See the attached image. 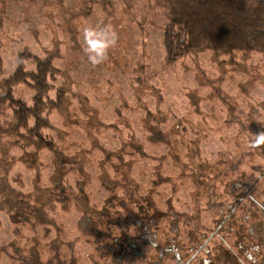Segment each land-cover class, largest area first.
Returning <instances> with one entry per match:
<instances>
[{"label": "rangeland", "instance_id": "1", "mask_svg": "<svg viewBox=\"0 0 264 264\" xmlns=\"http://www.w3.org/2000/svg\"><path fill=\"white\" fill-rule=\"evenodd\" d=\"M167 15L150 0H0V82L25 52L53 60L52 100L67 92L44 114L58 156L32 138L34 121L16 135L13 111L0 112V264H223L219 251L240 255L228 224L263 221L252 203L264 202V145H251L264 54L169 65ZM101 25L118 41L93 67L83 29ZM14 94L33 106L28 85Z\"/></svg>", "mask_w": 264, "mask_h": 264}, {"label": "trees", "instance_id": "2", "mask_svg": "<svg viewBox=\"0 0 264 264\" xmlns=\"http://www.w3.org/2000/svg\"><path fill=\"white\" fill-rule=\"evenodd\" d=\"M168 12V24L164 30V48L166 61L174 65L181 59L194 53L211 50L215 57H235L237 53L251 55L264 54V0H150ZM33 60L35 70L28 72L25 62ZM18 67L7 80L0 82V112L12 110L15 117V127L12 131L19 135L20 130L28 129L31 121L34 126L29 133L35 142L58 156L55 144L48 140L43 131L50 127L49 119L44 117L46 111H61L66 102V90L59 88L57 98L52 100L49 93L54 90L58 70L51 58L43 60L31 54L21 53L17 59ZM3 69V59L0 55V72ZM26 84L35 91L33 106H28L23 100L15 97V87ZM3 133H6L4 131ZM38 193L40 189H37ZM20 208L30 209L26 200L20 196ZM252 206L263 217L249 226L248 230L243 224L237 230L235 224L229 223V233L239 238L236 249L219 251L218 258L223 264L235 262L243 258L247 262L255 263L252 254H260V261L264 264V202L253 201ZM233 210H236L235 207ZM29 213V212H27ZM234 219V218H233ZM248 215L244 223L251 222ZM235 221V220H233ZM224 249V248H223ZM231 260V261H229ZM238 261V263H237Z\"/></svg>", "mask_w": 264, "mask_h": 264}, {"label": "clouds", "instance_id": "3", "mask_svg": "<svg viewBox=\"0 0 264 264\" xmlns=\"http://www.w3.org/2000/svg\"><path fill=\"white\" fill-rule=\"evenodd\" d=\"M83 36L87 45L84 51L88 62L93 67L107 59L108 50L114 47L118 41V34L111 25H101L99 27L87 26L83 29ZM254 136L255 139L251 145L253 148L264 145V132H260Z\"/></svg>", "mask_w": 264, "mask_h": 264}]
</instances>
